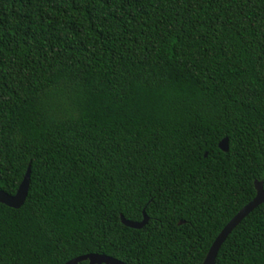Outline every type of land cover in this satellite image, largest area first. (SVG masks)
<instances>
[{
    "label": "trees",
    "instance_id": "trees-1",
    "mask_svg": "<svg viewBox=\"0 0 264 264\" xmlns=\"http://www.w3.org/2000/svg\"><path fill=\"white\" fill-rule=\"evenodd\" d=\"M28 167L0 264H202L264 189V0H0V191ZM215 264H264V203Z\"/></svg>",
    "mask_w": 264,
    "mask_h": 264
},
{
    "label": "water",
    "instance_id": "water-1",
    "mask_svg": "<svg viewBox=\"0 0 264 264\" xmlns=\"http://www.w3.org/2000/svg\"><path fill=\"white\" fill-rule=\"evenodd\" d=\"M218 148L220 151L226 153L228 151V139L227 138L222 139L218 144ZM204 156H206V154ZM29 177H30V169L28 167L14 195H8L0 191V204L15 210L21 208L27 196L28 187H29ZM254 190H255L254 198L244 207H242L236 213V215L223 227V229L220 231V233L217 235V237L214 239L213 243L211 244L210 248L208 249L202 264H215L217 253L221 245L229 236V234L254 209H256L259 205L264 203V189L262 182L254 181ZM120 222L123 226L127 228L139 230L147 224L148 218L145 215L144 211H142V220L140 222L128 221L124 219L123 216H120ZM182 223L183 222H179V224ZM82 262H86L87 264H124L116 259L99 254H87V255L79 256L74 259H71L65 264H79Z\"/></svg>",
    "mask_w": 264,
    "mask_h": 264
}]
</instances>
